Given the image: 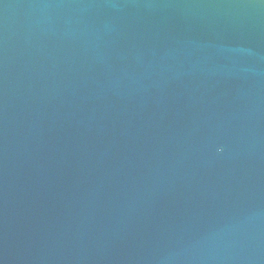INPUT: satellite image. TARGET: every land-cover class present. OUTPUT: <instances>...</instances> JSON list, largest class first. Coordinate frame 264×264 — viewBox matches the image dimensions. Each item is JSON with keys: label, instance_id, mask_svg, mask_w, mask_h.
Returning <instances> with one entry per match:
<instances>
[{"label": "water", "instance_id": "obj_1", "mask_svg": "<svg viewBox=\"0 0 264 264\" xmlns=\"http://www.w3.org/2000/svg\"><path fill=\"white\" fill-rule=\"evenodd\" d=\"M0 264H264V0H0Z\"/></svg>", "mask_w": 264, "mask_h": 264}]
</instances>
